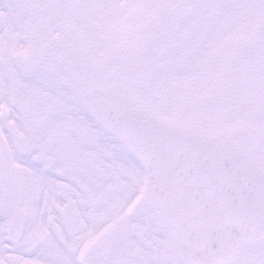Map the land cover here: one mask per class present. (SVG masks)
<instances>
[{"label": "snow or ice", "instance_id": "snow-or-ice-1", "mask_svg": "<svg viewBox=\"0 0 264 264\" xmlns=\"http://www.w3.org/2000/svg\"><path fill=\"white\" fill-rule=\"evenodd\" d=\"M0 264H264V0H0Z\"/></svg>", "mask_w": 264, "mask_h": 264}]
</instances>
